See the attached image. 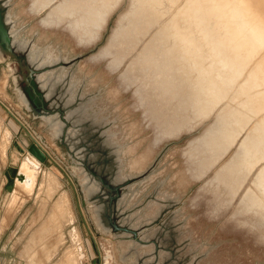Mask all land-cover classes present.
<instances>
[{
    "label": "rangeland",
    "instance_id": "374dc122",
    "mask_svg": "<svg viewBox=\"0 0 264 264\" xmlns=\"http://www.w3.org/2000/svg\"><path fill=\"white\" fill-rule=\"evenodd\" d=\"M45 1L33 11V0H0L9 28L17 29L18 41L27 42L25 48H15L16 56L0 59V98L70 175L78 192L51 161L42 162L33 188L15 181L7 189L8 167L18 168L32 139L0 106V264H59L67 248H78L70 232L74 226L84 249L79 264H264V226L240 223L247 217L264 222L263 203L251 197L252 209L240 207L249 191L259 193L254 179L261 166L246 176L243 185L249 184L243 191L233 192L238 172L224 179L217 172L223 161L207 167L206 158L215 159L222 149L202 153L200 136L223 105L202 120L192 119L195 95L183 80L180 54L169 52L167 58L161 42L151 48L153 53L146 50L130 73L122 74L125 64L112 70L125 46L112 33L132 0H120L108 21L97 14L89 42H80L73 23L87 6L98 9L102 0ZM62 2L69 6L67 18L45 22V8ZM151 16L144 10L126 24L140 31L139 26L154 20ZM30 47L57 59L45 67L51 81L58 74L60 81L42 84L38 73L45 67L29 63ZM249 78L243 76L241 84L254 85ZM259 107L251 115L264 116ZM190 119L192 126L180 136L166 137ZM62 193L69 212L65 217L55 215ZM111 215L117 224L135 229L137 237L115 229Z\"/></svg>",
    "mask_w": 264,
    "mask_h": 264
},
{
    "label": "bare ground",
    "instance_id": "6f19581e",
    "mask_svg": "<svg viewBox=\"0 0 264 264\" xmlns=\"http://www.w3.org/2000/svg\"><path fill=\"white\" fill-rule=\"evenodd\" d=\"M40 1L33 0L31 4L33 11H37L42 6ZM248 1H250V5L246 4L245 0H132L129 9L120 19V25L112 33L113 37L116 34L117 43L122 42L125 45L119 63L114 65L112 70H117L125 64L126 67L122 74H127L128 71L130 73L135 70L133 69L134 65L142 57H146L145 51L150 50V53H153L151 48L153 46L155 48L161 42V45L165 44L166 46L160 50L166 51L168 49L166 51L167 58H169L170 53L172 55L180 54L177 60L180 62V68L185 70L183 80L186 85L189 84V92L191 90L195 95V101L192 103V119L198 118L202 120L211 115L217 106L223 105L217 113L214 123L206 128L200 136V142L202 153L207 155L211 150L220 149L221 152L222 149L221 155L219 154L220 158H218L219 155L216 157L217 159H212L210 156L206 158L207 162H210L209 164L206 163L208 168L216 160L212 166L223 161L217 170L220 178H223L222 175H226L224 179L226 177L231 178L230 172L239 173V180L233 192L238 191L240 188V191H243L249 184L246 181L243 185L246 176L250 175L257 165L256 170L261 166L254 179V184L259 193L257 194L253 190L249 191L245 196V200H243V204L240 205L241 211L252 209L254 204L250 203V201L248 202L251 197L256 200L257 204H264V116H262L263 114L256 117L251 115L255 114L253 110L255 106L264 107V0ZM119 2L120 0H102L98 9L96 7H86L85 11L80 14L82 17L77 19L75 23L72 22L73 26L80 31V42L90 41V29L93 24H91L93 18L97 14H101L103 20L108 16V21L110 14ZM67 7H69L68 4L62 2L52 9L50 6L45 8H49L48 11L51 10L46 12L48 14L44 21L53 23L67 18ZM144 10L152 13L151 17L154 20L149 25L139 26V29L141 28L140 31H136L132 25L127 26L126 20L131 15L133 18H137ZM84 13L86 16H84ZM166 15L165 21L160 23L161 19ZM10 19L11 14H8L7 21ZM158 24L159 27L156 29ZM131 30L136 32L133 33ZM10 33L14 48H25L27 46L25 40H17V29H10ZM147 36L148 39L143 42ZM110 40L111 38L108 43ZM141 42L143 43L140 44ZM76 43L78 44L77 40ZM134 51L136 52L132 55ZM8 54L11 53L6 48L0 47V59H3ZM28 58L30 64L39 67H45L46 64L57 60L49 54H40L31 47ZM106 60L108 61V59ZM175 61V58L171 59V62ZM41 69L44 71L42 70L38 75L42 79L44 86L60 81V74L51 81V74L47 72L50 68ZM243 76L244 78L249 76L254 85L252 84L249 87L243 85L244 83L241 84L240 79ZM191 77L195 78L192 80ZM4 80L6 79L4 78ZM3 83L6 82L4 81ZM131 85L129 84V86ZM250 88L252 90H249ZM189 92L187 89L185 97L187 100H190ZM0 106L2 107V105ZM192 119L189 120L188 124L171 130L166 137L180 136L183 131L192 126ZM31 155L33 154L29 151L24 153L23 158L19 162L18 175L15 181L22 183L25 187L33 188L37 182L39 170L42 168V162L35 155H33L34 157ZM46 172L48 173V171ZM57 187L55 186L56 189ZM59 195L54 204L55 215L65 217L66 213H69L67 199L64 193ZM262 210L264 212L263 208ZM253 213L255 214L256 212L254 211ZM240 221L243 226H264V222L258 218L254 221L247 217L242 218ZM70 232L72 239L77 242L78 248H67L63 252V258L59 264H79L84 256V249L79 243L81 238L77 227L74 226Z\"/></svg>",
    "mask_w": 264,
    "mask_h": 264
},
{
    "label": "water",
    "instance_id": "95a60500",
    "mask_svg": "<svg viewBox=\"0 0 264 264\" xmlns=\"http://www.w3.org/2000/svg\"><path fill=\"white\" fill-rule=\"evenodd\" d=\"M0 46L6 48L11 55L16 56V49L14 48L13 44H12V35L10 33V28L8 23L5 20V16H4V8L0 7ZM32 71H34V69H31ZM0 105H2V107L19 123V125L26 131V133L31 137L32 139V143L31 145L28 147V151L30 153H32L33 155H35L41 162H46V161H51L54 164H56L65 174L66 176L69 178V180L72 183V186L74 188V190L76 192H78L77 190V186L75 184V182L72 180V178L70 177V175L65 171V169L54 159V157L50 154V152L34 137V135L32 134V132L30 131V129L14 114V112L0 99ZM8 184H7V189L8 190H12L14 185H15V179L18 175V168L15 166H9L8 167ZM124 184H118L116 185L115 189L117 191V193H119V189L123 186ZM79 208L80 211L84 217V213L82 211V207L81 204L79 202ZM112 218V217H110ZM84 220L86 222V219L84 217ZM113 226L115 227V229L120 230V231H125V232H129L134 234L137 237V231L133 228L127 227L125 225H120L117 224L115 221H112ZM89 232L91 233L92 237L94 238L96 247L98 249V252H100L99 249V245L91 231V229L89 228V226L87 225Z\"/></svg>",
    "mask_w": 264,
    "mask_h": 264
},
{
    "label": "crops",
    "instance_id": "0c3cea01",
    "mask_svg": "<svg viewBox=\"0 0 264 264\" xmlns=\"http://www.w3.org/2000/svg\"><path fill=\"white\" fill-rule=\"evenodd\" d=\"M3 102H5L6 103V101L5 100H3L2 98H0ZM1 141V140H0ZM111 217H112V215H111ZM112 219H113V217H112Z\"/></svg>",
    "mask_w": 264,
    "mask_h": 264
},
{
    "label": "flooded vegetation",
    "instance_id": "af4514ba",
    "mask_svg": "<svg viewBox=\"0 0 264 264\" xmlns=\"http://www.w3.org/2000/svg\"><path fill=\"white\" fill-rule=\"evenodd\" d=\"M111 217V216H110ZM111 219V221H112V218H110Z\"/></svg>",
    "mask_w": 264,
    "mask_h": 264
}]
</instances>
